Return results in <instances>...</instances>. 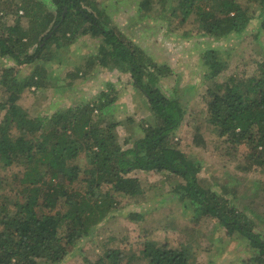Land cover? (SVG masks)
<instances>
[{
    "label": "trees",
    "instance_id": "trees-1",
    "mask_svg": "<svg viewBox=\"0 0 264 264\" xmlns=\"http://www.w3.org/2000/svg\"><path fill=\"white\" fill-rule=\"evenodd\" d=\"M161 1L141 0L139 18L154 13ZM164 2L170 15H178L182 24L195 15L198 28L220 40L242 35L256 18L255 8L264 27V0ZM22 10L24 15L19 16ZM13 15L18 19L14 24L10 20ZM24 22L28 23L26 29ZM81 36L101 41L99 53L85 62L82 76H96L100 69L129 74L146 100L150 118L140 122L133 117L109 120L107 112L116 99L102 94L94 103L29 121L17 102L24 90L41 83L36 75L19 79V68H5L0 86L7 97L0 100V110L9 109L0 122V163L4 168L23 167L21 184L26 187L22 201L6 198L0 205V264H64L70 248L84 239L93 243L92 238L105 230L99 227L108 223L120 202L125 207L129 199L145 194V183L132 175L138 171L169 174L178 183L160 203L178 199L183 210H192L205 220L214 218L226 237L245 243L255 264H264V233L257 230L259 221L264 224V187L241 210L235 200L226 198L230 191L214 190L200 175L201 162L174 143L187 110L179 96H168L161 87V80L171 75L169 66L153 62L134 41L116 33L96 0H0V57L19 67L42 60L50 44L67 46ZM216 52L212 50L210 58L206 55L203 59L204 79L213 82L201 96L206 109L203 123L218 138L236 145L234 150L240 151L245 161L241 171L258 168L264 174V61L255 72L246 68L241 76L234 74L215 82L224 72ZM202 126L196 128L192 139L198 147L206 145L200 134ZM15 129L19 130L16 136ZM28 135L33 137L27 139ZM82 155L87 159L86 170L76 163ZM84 171L89 177H82ZM82 183H88V192L75 189ZM134 204L136 210L131 208L128 218L138 223L145 217L143 205ZM247 208L256 219L247 215ZM177 243L174 239L159 246L146 238L133 257L127 259L118 248L108 249L86 264H133L134 258L143 264H196L192 246ZM85 245L81 242L80 248Z\"/></svg>",
    "mask_w": 264,
    "mask_h": 264
},
{
    "label": "rangeland",
    "instance_id": "rangeland-1",
    "mask_svg": "<svg viewBox=\"0 0 264 264\" xmlns=\"http://www.w3.org/2000/svg\"><path fill=\"white\" fill-rule=\"evenodd\" d=\"M140 1L96 0V4L99 10L110 18V26L116 33L120 32L134 41L153 62L169 66L171 75L161 80V87L168 96H179L187 110L186 119L177 131L174 143L189 157L197 158L202 164L201 177L211 183L213 189L219 193H226L224 189H228L230 192L226 198L235 200L237 207L242 210L246 208L248 199L264 187V174L258 168H252L246 173L241 171L240 167L245 161L242 162V153L234 150L236 145L218 138L212 128L203 123L206 109L201 102V96L206 86L213 83L204 79L206 67L203 59L206 55L209 57L212 50L217 51L224 72L215 82H222L234 74L241 76L246 68L255 72L258 63L264 61V27L263 20L258 18V9H254L256 18L242 35L220 40L202 32L195 22V15H191L188 21L182 24L178 15H170L165 0H160L155 12L141 20L138 16ZM22 11L23 14L18 12L19 16L24 15V10ZM10 20L14 24L18 19L13 15ZM22 24L26 29L28 23ZM100 46V39L90 36H81L67 46H62L61 42L57 45L50 44L43 53L42 60L21 67L10 59L0 57V74L5 68L14 67L19 68V79L37 76L41 86L24 90L17 102L28 114L29 121L42 114H52L70 107L94 103L102 94L109 100L116 99L108 109L109 120L125 121L128 117H133L140 122L149 119L150 112L146 100L134 88L129 74L100 69L101 72L96 76H82L86 67L84 64L87 65L89 57L99 53ZM55 56L56 58H53ZM78 73L79 76H76ZM6 97L7 94L0 86V100L3 101ZM8 109L7 107L0 110V122ZM199 125H203L200 134L206 141L204 147L196 146L192 140ZM15 132L14 136L18 135L19 130L15 129ZM124 133V129H121L122 139ZM32 137L26 136L27 139ZM240 149L243 150L241 147ZM76 163L87 169L85 155ZM24 172V168L19 165L4 168L0 163V205L6 198L22 201L25 197L23 191L26 186L21 184ZM88 175V172L84 171L82 177H89ZM132 175L145 183V194L136 200L129 199L128 206L125 207L124 202H120L117 212L113 213L108 223L99 227L105 230L92 238L93 243H89L90 239H84L79 241L75 248H70V254L64 264L94 262L108 249L117 248L121 249L128 259L139 253L138 244L146 238L159 246L166 242L171 243L174 239L178 241L176 245H191L196 264H244V261L255 264L251 259L252 252L245 243L226 237L224 229L214 218L205 220L196 216L192 210H183V205L178 199L163 204L159 202L177 186L178 182L169 174L145 175L138 171ZM88 186V183H82L75 189L84 192L89 190ZM133 201L143 205L141 212L145 217L138 223L128 218V211L131 208L136 210L132 207L135 205ZM245 211L250 218L256 219L251 210L247 208ZM257 230L264 233V224L260 221ZM81 242L86 245L80 248ZM136 262L138 261L134 258L133 264H143Z\"/></svg>",
    "mask_w": 264,
    "mask_h": 264
},
{
    "label": "built area",
    "instance_id": "built-area-1",
    "mask_svg": "<svg viewBox=\"0 0 264 264\" xmlns=\"http://www.w3.org/2000/svg\"><path fill=\"white\" fill-rule=\"evenodd\" d=\"M20 13H21V14H23V12H22V11H20Z\"/></svg>",
    "mask_w": 264,
    "mask_h": 264
}]
</instances>
